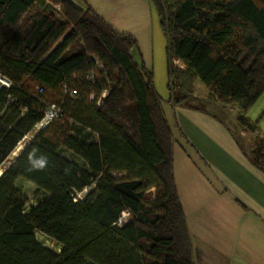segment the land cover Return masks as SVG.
I'll list each match as a JSON object with an SVG mask.
<instances>
[{
  "label": "trees",
  "instance_id": "16d2710c",
  "mask_svg": "<svg viewBox=\"0 0 264 264\" xmlns=\"http://www.w3.org/2000/svg\"><path fill=\"white\" fill-rule=\"evenodd\" d=\"M48 1L62 19L35 0H0V72L12 82L0 89V165L48 105L62 111L2 168L0 264H193L171 130L136 41L87 5ZM150 2L166 37L168 102L192 97L196 79L210 98L237 106L242 126L254 131L257 121L244 114L264 92V0ZM249 159L264 171L263 138ZM18 178L47 195L26 210Z\"/></svg>",
  "mask_w": 264,
  "mask_h": 264
},
{
  "label": "crops",
  "instance_id": "0c3cea01",
  "mask_svg": "<svg viewBox=\"0 0 264 264\" xmlns=\"http://www.w3.org/2000/svg\"><path fill=\"white\" fill-rule=\"evenodd\" d=\"M71 1L134 38L153 75L173 138V178L193 264H264V171L252 164L228 120L210 109L168 102L166 37L150 0ZM35 5L47 12L55 6L48 0Z\"/></svg>",
  "mask_w": 264,
  "mask_h": 264
},
{
  "label": "rangeland",
  "instance_id": "374dc122",
  "mask_svg": "<svg viewBox=\"0 0 264 264\" xmlns=\"http://www.w3.org/2000/svg\"><path fill=\"white\" fill-rule=\"evenodd\" d=\"M48 11L53 13L58 19L63 18L61 8L57 9L52 7V9H49ZM173 64L178 68H184L183 64L180 61H174ZM192 91L193 96L185 100L184 103L192 104L200 108L210 109V111L228 120L232 130L235 131L241 143L246 146V151H248L249 155H251V149L255 145V139H264V116L261 118V120L255 123V120L257 119L259 114L264 110V92L257 98L254 105L244 114L248 121L254 122L256 124V129L254 131H250L247 130L246 127H243L238 120V117L242 113L237 106H223L216 100L210 98L205 86L196 79L192 82ZM38 130L39 129L34 126L30 132L23 136V138L16 145V147L19 146V149L15 150L16 148H14L13 151L10 152V154L7 156V158L1 163L0 172L2 171V168L6 167L10 163V161L21 151V149L33 138ZM239 131H242L243 133L239 134ZM73 134L79 137L82 136V133H77L76 130H73ZM59 154L66 158L74 160L80 166L84 165L83 160L79 156L64 147L59 148ZM15 186L27 198L25 204L26 210H28L31 205H35L38 201H40L47 195L43 190L38 189L34 184L24 180L23 178L16 179ZM150 194L151 196L153 195V189H151ZM35 236L42 246L51 249L55 253L59 252L60 244H58L56 241L46 237L39 231H35ZM87 264L93 263L88 262Z\"/></svg>",
  "mask_w": 264,
  "mask_h": 264
},
{
  "label": "built area",
  "instance_id": "2783aa9c",
  "mask_svg": "<svg viewBox=\"0 0 264 264\" xmlns=\"http://www.w3.org/2000/svg\"><path fill=\"white\" fill-rule=\"evenodd\" d=\"M54 8L60 9L59 6H54ZM11 85H12V82L10 81V79L0 72V89L9 88ZM35 91L41 92L42 88L37 86ZM70 93L72 95H75L76 90L73 89L70 91ZM12 100L13 98H9L8 101L11 102ZM98 103H99V100H98ZM61 114H62V111H61L60 106L58 104L51 103L44 109L42 118L35 124V127L37 129H40L48 125L52 120L58 118ZM86 193H87V189H83L80 192H75L74 194H72V197L74 200L81 199ZM127 216H128V212H123L121 217L118 220V223H120L121 221H124Z\"/></svg>",
  "mask_w": 264,
  "mask_h": 264
},
{
  "label": "bare ground",
  "instance_id": "6f19581e",
  "mask_svg": "<svg viewBox=\"0 0 264 264\" xmlns=\"http://www.w3.org/2000/svg\"><path fill=\"white\" fill-rule=\"evenodd\" d=\"M17 149H19V146H18V147H16V149H15V150H17Z\"/></svg>",
  "mask_w": 264,
  "mask_h": 264
},
{
  "label": "water",
  "instance_id": "95a60500",
  "mask_svg": "<svg viewBox=\"0 0 264 264\" xmlns=\"http://www.w3.org/2000/svg\"><path fill=\"white\" fill-rule=\"evenodd\" d=\"M2 173V171L0 172V174Z\"/></svg>",
  "mask_w": 264,
  "mask_h": 264
}]
</instances>
